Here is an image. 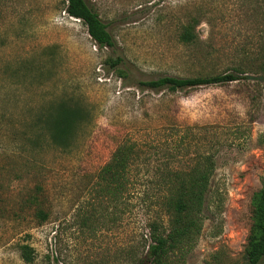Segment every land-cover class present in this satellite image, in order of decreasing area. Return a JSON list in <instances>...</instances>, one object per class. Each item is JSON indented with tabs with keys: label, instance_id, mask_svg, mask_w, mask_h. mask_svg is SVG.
Segmentation results:
<instances>
[{
	"label": "rangeland",
	"instance_id": "obj_1",
	"mask_svg": "<svg viewBox=\"0 0 264 264\" xmlns=\"http://www.w3.org/2000/svg\"><path fill=\"white\" fill-rule=\"evenodd\" d=\"M86 1L114 48H100L86 25L68 16L66 0H0V264H125L127 249L140 250L147 234L142 216L115 223L88 216L92 207L102 212L97 174L131 142L141 152L143 184L157 180L156 168L186 172L214 153L201 234L184 257L172 259L244 264L251 202L264 181V0ZM190 22L199 41L187 45L179 34ZM116 57L123 75L106 64ZM236 69L240 80L225 85L174 93L137 87ZM69 96L89 111L73 151L62 153L47 136L34 146L33 120ZM24 245L33 249L30 263Z\"/></svg>",
	"mask_w": 264,
	"mask_h": 264
},
{
	"label": "trees",
	"instance_id": "obj_2",
	"mask_svg": "<svg viewBox=\"0 0 264 264\" xmlns=\"http://www.w3.org/2000/svg\"><path fill=\"white\" fill-rule=\"evenodd\" d=\"M68 16L81 20L87 27L92 40L100 47L114 48L116 42L107 30L99 14L86 0H66ZM179 38L187 45L197 44L196 22L182 26ZM106 64L114 72L124 74L121 57L109 58ZM240 69L195 78L164 76L156 80L139 81L141 90L177 92L207 85H225L240 80ZM33 77V75H32ZM40 73L34 79L41 83ZM89 111L75 96L60 98L45 107L31 124V141L34 146L42 136L62 153L73 151L78 131L87 124ZM141 152L135 142L120 144L111 160L96 176L97 204L90 217H109L112 223L122 216L127 219L142 216L141 225L147 234L141 235V249L128 248L124 255L125 264H175L173 256L184 257L195 245L204 224L205 207L209 206L210 179L215 173L214 153L200 156L189 171L160 169L153 171L157 180L148 184L139 182L141 170L137 164ZM147 168L144 174L149 175ZM214 200L213 202H215ZM110 207V212H107ZM41 221L47 215L39 211ZM22 257L27 263L33 258V249L21 247ZM184 259V258H183ZM244 264H261L264 260V181L251 202V227L243 252ZM179 263V261H178Z\"/></svg>",
	"mask_w": 264,
	"mask_h": 264
}]
</instances>
